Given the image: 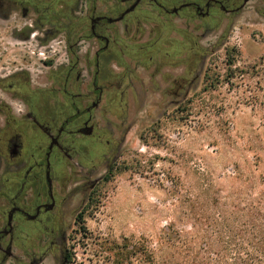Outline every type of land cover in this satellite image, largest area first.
<instances>
[{
    "label": "flooded vegetation",
    "instance_id": "obj_1",
    "mask_svg": "<svg viewBox=\"0 0 264 264\" xmlns=\"http://www.w3.org/2000/svg\"><path fill=\"white\" fill-rule=\"evenodd\" d=\"M250 2L264 18V0H0L1 21H26L12 39L50 51L60 40L67 54L44 79L0 71V264H68L70 234L123 154L130 98L151 88L181 104L208 54L202 40ZM159 33L184 56L136 58ZM139 69L152 71L150 86Z\"/></svg>",
    "mask_w": 264,
    "mask_h": 264
},
{
    "label": "rangeland",
    "instance_id": "obj_2",
    "mask_svg": "<svg viewBox=\"0 0 264 264\" xmlns=\"http://www.w3.org/2000/svg\"><path fill=\"white\" fill-rule=\"evenodd\" d=\"M248 6L202 40L205 69L181 104L151 88L130 98L123 154L70 234L68 264H196L214 254L238 264L248 209L264 212V18ZM24 24L0 20V71L44 79L66 63L65 45L45 52L35 40L12 39ZM151 72L139 69L148 86ZM134 246L147 253L128 255Z\"/></svg>",
    "mask_w": 264,
    "mask_h": 264
},
{
    "label": "trees",
    "instance_id": "obj_3",
    "mask_svg": "<svg viewBox=\"0 0 264 264\" xmlns=\"http://www.w3.org/2000/svg\"><path fill=\"white\" fill-rule=\"evenodd\" d=\"M167 38L168 36H166V33H159L156 36V40L151 41L150 46L143 45L145 46L144 50H142L140 46L137 47L135 50V53H138L136 58L145 59L144 55H146L148 52L150 53V51L158 53V56H155L156 58L164 55L165 58H173L175 52V54L181 52V55L184 56L185 48L178 46V43L175 44L173 40H168ZM131 50V47L128 48L127 53L131 52ZM196 51L199 59H201V57L205 54V51L200 46L197 47ZM260 204V207H264V194L261 196ZM247 217L248 220L244 225V233L246 238L244 237L243 239L245 243L240 244V249L243 255L241 256L240 254L237 258H235V260H238V264H264V212H257L252 208H249ZM253 217H255L254 221L251 220ZM127 253L128 255L131 253L135 258H137L138 253L144 254L147 252H142L140 249L134 246L132 250H127ZM145 255L148 258V261H150L151 254ZM223 259L224 258H222L220 255L214 254V256L210 255L208 257H203L200 263L196 264H224L222 262ZM226 264L228 263L226 262Z\"/></svg>",
    "mask_w": 264,
    "mask_h": 264
},
{
    "label": "water",
    "instance_id": "obj_4",
    "mask_svg": "<svg viewBox=\"0 0 264 264\" xmlns=\"http://www.w3.org/2000/svg\"><path fill=\"white\" fill-rule=\"evenodd\" d=\"M40 48V47H38ZM46 51H50L51 49L50 48H46L45 49ZM209 54L205 55L201 61V63L199 64L198 66V73H197V77L196 79L194 80V82L189 86V88H187L184 96L181 98L180 101H184L187 96L189 95V92H190V89H191V86L193 85V90H197V88L199 87V84H200V81H201V77L203 75V72H204V69H205V64H206V60L208 58ZM177 104V102H176ZM163 116V113H161L159 115V119ZM133 124H129L128 128H127V131H129L131 128H132ZM122 154V152H120L115 158L117 159L120 155ZM63 264H67L66 262H64Z\"/></svg>",
    "mask_w": 264,
    "mask_h": 264
},
{
    "label": "built area",
    "instance_id": "obj_5",
    "mask_svg": "<svg viewBox=\"0 0 264 264\" xmlns=\"http://www.w3.org/2000/svg\"><path fill=\"white\" fill-rule=\"evenodd\" d=\"M45 52H46V50H45Z\"/></svg>",
    "mask_w": 264,
    "mask_h": 264
}]
</instances>
